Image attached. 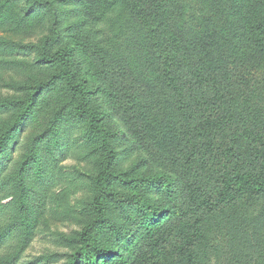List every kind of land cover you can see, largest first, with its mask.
Here are the masks:
<instances>
[{
	"label": "rangeland",
	"instance_id": "1",
	"mask_svg": "<svg viewBox=\"0 0 264 264\" xmlns=\"http://www.w3.org/2000/svg\"><path fill=\"white\" fill-rule=\"evenodd\" d=\"M45 1L67 13L0 0V133L48 81L0 151V223L30 233L19 264H68L95 217L101 140L58 67L36 62L59 30L46 51H68L115 151L97 243L130 264H264V197L205 209L224 179L264 177V0Z\"/></svg>",
	"mask_w": 264,
	"mask_h": 264
},
{
	"label": "trees",
	"instance_id": "2",
	"mask_svg": "<svg viewBox=\"0 0 264 264\" xmlns=\"http://www.w3.org/2000/svg\"><path fill=\"white\" fill-rule=\"evenodd\" d=\"M32 2L37 6H48L52 8V11L57 15V13L61 15H65L67 13L66 8H62L57 11L53 5V2L45 1V0H27ZM63 3L73 2L71 0H60ZM169 32L172 33V29H169ZM61 39L60 30L55 32V35L52 37L46 36L44 40V45L39 53V58L36 62L44 65H56L58 67V72L56 73V78H63L68 90L77 98H79L76 104V112L83 117L88 119L87 128L89 132L99 138L101 140V144L104 149V158L101 163L100 170L96 174L93 182V190L94 194L91 201L92 212L95 214V217L90 222L86 223L82 229L80 234L81 246L76 254L70 257L68 264H76L77 258L80 255H85L87 260H89L90 264H130L128 259L121 255H115L114 252H111L108 248L99 245L97 243L96 237L94 236V230L96 227V222L104 216V207L102 204L101 196H102V187L107 183L110 176V167L113 161L114 156V148L112 145V139L108 137L105 133L103 127L100 124V113L95 109L89 107L86 100L87 87L84 83L74 82L72 73H70V64L68 58V51L64 49H57L52 52L46 51V44L48 41L54 40L59 41ZM176 43V41H174ZM48 81H43L38 83L32 93L26 98L24 109L17 116L14 123L7 128H5L0 133V151L8 144V141L11 136L12 129L20 122L23 118V115L29 110V108L35 102V96L42 90L44 86H46ZM228 115H233L229 113ZM34 160V159H33ZM30 176L40 177L41 172L31 173ZM223 185L220 190V201L218 200L213 205L205 206L207 208H216L218 204H222L226 201H230L232 199H236L238 195L243 193H250L253 199L258 196L259 198L264 197V177L258 179H248L242 174H237L236 176L224 179ZM36 194V193H33ZM40 205H34V207L38 208ZM225 206V205H224ZM221 209H218V214L213 215L211 217L212 221H217L219 218H222V213H220ZM7 203L0 204V214L4 213L7 215ZM24 217H15L10 224L7 225V216L3 217L5 222L0 223V264H19L20 257L22 251L26 248L28 241L30 239L29 231L24 228L27 223L18 224L17 222ZM200 224V221L197 222ZM203 227H208L207 224H202ZM7 245H11L7 249ZM254 247L249 245L248 248L245 249L247 253L246 256L255 255ZM90 252H94L95 256H100L104 259L102 262H97L92 258L88 257ZM115 256L113 259L110 257ZM105 258H109V260H105ZM253 261V260H252ZM38 260H36V263ZM30 264V263H28Z\"/></svg>",
	"mask_w": 264,
	"mask_h": 264
}]
</instances>
